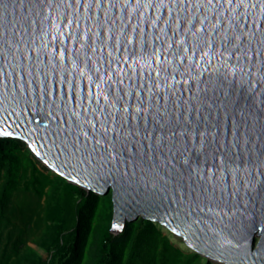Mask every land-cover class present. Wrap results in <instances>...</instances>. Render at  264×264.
I'll use <instances>...</instances> for the list:
<instances>
[{
  "label": "water",
  "instance_id": "obj_1",
  "mask_svg": "<svg viewBox=\"0 0 264 264\" xmlns=\"http://www.w3.org/2000/svg\"><path fill=\"white\" fill-rule=\"evenodd\" d=\"M203 20L174 0H0V133L28 142L53 174L98 195L110 191L114 233L142 217L207 260L264 264L255 253L262 235L252 232L253 221L264 228V51L249 60L264 42L258 33L248 49L249 28L243 44L228 43L235 29L227 17L223 26L210 12ZM246 22L264 25V16ZM189 86L191 96L207 87L208 97L215 87V104L192 111L174 146L166 137L154 156L147 140L125 144L122 155L119 141L115 152L98 148L92 157L66 148L93 122L99 128L106 118L111 127L129 100L135 112L140 95L154 106L170 96L171 108L183 94L187 110Z\"/></svg>",
  "mask_w": 264,
  "mask_h": 264
},
{
  "label": "trees",
  "instance_id": "obj_2",
  "mask_svg": "<svg viewBox=\"0 0 264 264\" xmlns=\"http://www.w3.org/2000/svg\"><path fill=\"white\" fill-rule=\"evenodd\" d=\"M111 219L110 191L55 175L22 140L0 136V264H214L157 222L138 217L114 233Z\"/></svg>",
  "mask_w": 264,
  "mask_h": 264
},
{
  "label": "snow or ice",
  "instance_id": "obj_3",
  "mask_svg": "<svg viewBox=\"0 0 264 264\" xmlns=\"http://www.w3.org/2000/svg\"><path fill=\"white\" fill-rule=\"evenodd\" d=\"M77 2L80 3L82 0H77ZM174 3L176 9L183 12L185 16L187 15L189 7L199 9L204 15V20L201 22L205 24L207 23L209 12L216 18L217 23L220 26H223L224 18L227 17L230 24L229 30L235 29L233 35L227 37L228 43H232L234 39L239 44H243L244 33L245 31H248L249 28H251V31L248 32V49H251V42L256 39L258 33L261 36V42H264V25H258L255 23L250 25L246 22L247 18L250 16H264V0H174ZM237 17L245 22L241 23L236 20ZM237 24L240 26L236 27ZM212 28L218 30L217 24H213ZM262 51L264 50L253 52L249 57V60H258ZM243 54L242 51V55ZM258 68L261 73H264V59L258 60ZM246 75L251 78L252 72L249 70ZM260 79H264V76L258 77V80ZM251 83V79H249V84L251 85ZM241 88H243V86H241ZM252 90L253 88L250 87L249 91ZM187 91L190 93V98L186 101L188 105L187 110H185L180 103V101L183 100V94L177 98L175 106L171 108L169 107V104L171 103L170 96L163 104L157 103V105L154 106L151 103L145 105L143 102V96L140 95L137 100L135 112H133L131 101L129 100L124 105L123 116L120 115L119 109H115V117L111 121V127H109V122L106 118L99 128L96 123L93 122L90 125L91 133L88 131V128L85 127L80 134L83 136V140L80 139V135H75L71 140H68L66 148H70L73 155L79 152L83 156V154L87 152L88 156L92 157L96 154L98 148L103 150L110 148L112 152H115L117 142L119 141L120 154L122 155L125 144H127L130 149L134 148L136 144H139L143 148L144 141L147 140L149 142L148 150H150L154 156L158 149L164 148L166 137L167 140L172 143V146H174L177 128H180L181 136H186L188 124L192 123V111L195 110L199 113L204 107L205 100H211L213 105L215 104V92L217 91L215 87L212 89L213 97H208L207 87L203 90L202 95L199 88L197 89V95L195 96H191L192 89L190 86L187 88ZM261 95H264V90H262ZM194 103L199 104L200 108L195 109L193 107ZM238 103L239 99L234 101V104ZM173 111H177L178 113L175 121H173L172 118ZM141 121H143V123H141ZM0 135L7 137L10 136L11 133L3 132L0 133ZM201 135L206 136V133ZM96 136H99V139H96ZM89 141H91L90 150ZM235 144L239 147L238 129ZM195 151L196 149L193 148V152ZM102 154L103 153H101V155ZM135 154V151H133L132 155L135 156ZM171 155L172 153L169 151V156ZM105 159H108V157ZM185 164H187V158H185ZM113 227L118 226L114 225ZM252 232L253 239L256 234L262 235L260 243L255 247V253L257 258L264 257V228L260 227L255 221H253Z\"/></svg>",
  "mask_w": 264,
  "mask_h": 264
},
{
  "label": "rangeland",
  "instance_id": "obj_4",
  "mask_svg": "<svg viewBox=\"0 0 264 264\" xmlns=\"http://www.w3.org/2000/svg\"><path fill=\"white\" fill-rule=\"evenodd\" d=\"M160 227V226H159ZM162 228V233H167L169 234V232L167 231V229L165 227H160ZM171 240L174 241L175 244L179 245L180 247H184L185 248V245L182 243L183 241H180L177 237L173 236V235H169ZM180 243V244H179ZM184 245V246H183ZM31 246H34V245H31ZM194 252V251H193ZM44 254V253H43ZM200 257H202L201 255H199ZM203 259L200 258V262L202 263ZM210 261V260H209ZM206 262V261H205ZM210 262H213L214 264H220V263H217V262H214V261H210Z\"/></svg>",
  "mask_w": 264,
  "mask_h": 264
},
{
  "label": "clouds",
  "instance_id": "obj_5",
  "mask_svg": "<svg viewBox=\"0 0 264 264\" xmlns=\"http://www.w3.org/2000/svg\"><path fill=\"white\" fill-rule=\"evenodd\" d=\"M162 227H164V226H162ZM167 234V233H166Z\"/></svg>",
  "mask_w": 264,
  "mask_h": 264
}]
</instances>
